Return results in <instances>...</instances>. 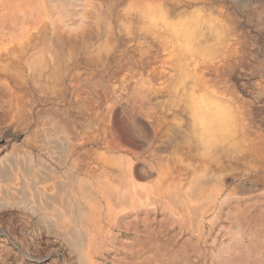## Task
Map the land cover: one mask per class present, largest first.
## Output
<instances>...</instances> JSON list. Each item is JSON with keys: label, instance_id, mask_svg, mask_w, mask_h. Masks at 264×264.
Here are the masks:
<instances>
[{"label": "bare ground", "instance_id": "bare-ground-1", "mask_svg": "<svg viewBox=\"0 0 264 264\" xmlns=\"http://www.w3.org/2000/svg\"><path fill=\"white\" fill-rule=\"evenodd\" d=\"M207 4L0 0V87L14 122L26 130L37 120L44 134L27 138L42 156L18 151L0 159V205L41 214L86 264H97L122 228L139 237L137 264L172 261L174 234L163 258L161 232L156 223L146 232V212L155 220L163 212L173 230L180 150L204 173L213 164L225 169L220 156L230 150L264 156L258 134L235 132L234 99L208 91L207 73L227 63L238 42L224 11L213 17ZM184 14L199 23L194 31L183 30ZM193 38L195 47L187 45ZM53 95L65 109L47 107ZM74 117L89 128L81 132ZM53 164L71 171L62 179Z\"/></svg>", "mask_w": 264, "mask_h": 264}, {"label": "rangeland", "instance_id": "rangeland-1", "mask_svg": "<svg viewBox=\"0 0 264 264\" xmlns=\"http://www.w3.org/2000/svg\"><path fill=\"white\" fill-rule=\"evenodd\" d=\"M207 6L213 17L219 10L224 11L223 20L233 29L238 42L237 52L227 63L213 75L207 73L208 91L234 99L237 134L249 129L264 140V0H208ZM181 20L186 32L199 26L188 14ZM189 44L195 47L197 39H191ZM5 88L0 87V159L18 151L42 156L38 144L27 142V138H41L43 129L39 130L37 120L26 130L14 122ZM55 96L47 107L65 109L64 101ZM75 121L81 132L89 128L87 121ZM225 145L228 148L227 142ZM211 150L217 156L216 148ZM184 152L180 150V193L173 230L163 212H158L156 220L154 213L146 212V232L153 233L155 223L161 232L163 258L171 232L176 240L172 261L164 259L162 264H264V156L243 159L230 150L220 156L225 169L213 164L204 173ZM53 166L62 179L71 171L70 165ZM198 179L203 186L193 187ZM194 189L201 191L194 194ZM192 204L197 205L196 211L190 209ZM41 216L21 206L0 205V264H86ZM116 231L115 242L96 257L97 264H137L133 253L139 246V237L130 229Z\"/></svg>", "mask_w": 264, "mask_h": 264}]
</instances>
